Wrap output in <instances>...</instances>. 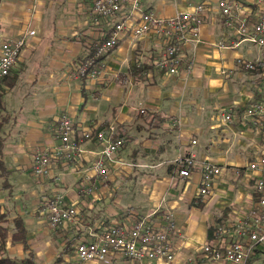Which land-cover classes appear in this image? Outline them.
<instances>
[{"label": "crops", "instance_id": "obj_1", "mask_svg": "<svg viewBox=\"0 0 264 264\" xmlns=\"http://www.w3.org/2000/svg\"><path fill=\"white\" fill-rule=\"evenodd\" d=\"M220 1H144L143 9L161 18L190 11L198 4L206 7L199 41L184 46L177 75L160 65L167 45L164 39L125 32L118 46L100 57L97 73L85 77L78 74L79 67L88 55L89 59L95 56L97 45L109 38L114 26L111 20L94 15V0H0V46L7 38L35 32L26 38L22 55L0 86V133L12 126L7 136L0 135V163L5 167L0 176L6 179L26 165L32 169L38 151L58 148L61 142L53 129L63 115L73 119L79 134L104 131L125 139L108 165L107 180L92 168L104 148L95 137L83 143L74 161L54 159L49 175L41 180L38 207L29 220L18 213L14 216L1 199L5 219L0 226L7 230L8 241L0 257L19 262L32 256L34 264H76L73 257L82 236L92 239L112 224L150 215L161 226L159 218L170 210L178 227L173 236L175 264H234L210 259L203 247L228 244L231 237L219 234L218 229L258 210L257 174L250 173L248 165L258 159L264 135L260 126L245 117V111L254 103H264V55L239 29L252 28L263 8L256 0H230L240 8L227 18L218 6ZM130 15L127 8L120 18L131 17L133 22L140 13ZM239 59L254 63L255 70L241 68ZM23 77L29 81L33 99L26 106L13 102L11 95L5 100V93L14 90ZM7 105L24 117L19 123L13 122ZM227 114L232 120H225ZM27 139L39 143L31 153L23 151ZM189 154L196 155L197 165L189 177H181L177 163ZM204 162L223 170L209 196L200 195ZM4 183L12 187L9 181ZM128 186L130 191L124 193ZM56 195L63 196L66 205L77 206L76 219L57 231L37 229L38 219L49 226L43 198ZM16 218L25 223L29 250L11 242ZM68 245L71 248L63 255ZM250 264H264V250L259 249Z\"/></svg>", "mask_w": 264, "mask_h": 264}, {"label": "built area", "instance_id": "obj_2", "mask_svg": "<svg viewBox=\"0 0 264 264\" xmlns=\"http://www.w3.org/2000/svg\"><path fill=\"white\" fill-rule=\"evenodd\" d=\"M145 0H94L93 13L99 19L114 22L109 38L99 43L96 54L79 67L80 76L95 75L97 65L102 56L107 55L118 46L122 34L130 32L135 37L153 34L167 43L160 60L162 68L171 75H177L179 67L184 60L183 49L187 43L196 44L199 41L200 29L204 22L206 7L198 4L192 10L180 13L171 18H161L152 10H144ZM263 10L259 20L252 28L241 26L239 33L255 43L264 55V0H256ZM222 14L231 18L240 6L230 0L219 3ZM127 8L131 15L139 12L140 16L132 22L131 17L125 19ZM130 15V16H131ZM117 18L119 21L117 22ZM34 31H28L15 39L7 38L0 46V85L11 74L16 62L23 53L26 38L33 36ZM238 65L246 71H253L256 65L243 59ZM193 64L189 63L187 69L191 71ZM245 117L251 119L255 125L262 128L264 135V103H254L245 111ZM226 121L232 120L230 114L225 116ZM61 145L53 152L38 151L33 159L32 171L37 176H47L50 173L54 159H63L72 162L80 155L84 142L94 137L103 145L99 158L93 163V170L104 180L109 174L108 165L113 162L118 152L124 147L125 139L113 138L104 131L95 134L84 132L79 134L74 122L68 115L60 117L53 129ZM197 141H193L196 144ZM202 187L201 196L212 193L216 178L223 174L222 167L212 162L201 163ZM197 165V158L189 154L177 163L179 175L189 177L192 168ZM250 173H256L255 189L259 195L258 210L237 223L228 227H220L218 233L231 237V241L223 246L208 244L203 248L204 254L214 261H227L234 264H248L259 249L264 250V138L257 160L248 165ZM241 171H236L240 175ZM83 193L91 189H82ZM49 224L57 228L77 216L75 208L64 203L61 195L47 199L44 204ZM155 215V213H154ZM158 226L152 216L133 221L132 223L112 224L101 234L95 235L89 241H81L76 247L78 260L83 263L111 264L112 259L120 257L127 264H175L176 252L173 244V235L177 230L175 216L171 211L159 218Z\"/></svg>", "mask_w": 264, "mask_h": 264}, {"label": "rangeland", "instance_id": "obj_3", "mask_svg": "<svg viewBox=\"0 0 264 264\" xmlns=\"http://www.w3.org/2000/svg\"><path fill=\"white\" fill-rule=\"evenodd\" d=\"M30 89H31V86H29V81L27 80L26 77H23L21 79V82L17 85V87L14 90L10 89V91L5 93V100L6 99L9 100L11 98L10 97V95H11V96H13V102H18V104H22V105L26 106L27 102L30 99H33V93L30 91ZM7 94H9V95H7ZM10 108L11 107H9L7 105V112L12 117L13 122L15 121V119H17L18 123H19V121L21 119H23L24 117L21 115V113H18V112L14 111V110H11ZM28 112L29 111L26 112V116L29 118ZM72 121H73V119H72ZM11 127L12 126H10V124H9V126H5L3 128V131L0 133L1 137L4 138V136H7L9 134V130L11 129ZM27 141H28V143H27V145H25L23 147V151L26 152V150H29V152L31 153L32 149H35L38 146L39 143L37 141H33V140H30V139H27ZM39 148H42V147H39ZM17 173H19V174H17ZM17 173L11 174L6 179H4L3 177L0 176V200L1 199L4 200L3 206L8 211L10 210L12 212V214H14V216H17V213H18L23 218L29 220L30 219L29 216H31L35 212L37 207H38V201H37V198H36L37 197L36 193L39 192V194H41V192H40L41 191L40 183H41V180H45L46 177H44V176L41 177V176H37L36 174H34L32 169L29 168V165H26L24 168H22L21 171H18ZM6 180L9 181L12 184L11 188L5 187V185H4L5 183L4 182ZM24 185H26V189L25 190H23V186ZM54 187H56L55 184H54ZM130 189H131L130 186H128L127 188L125 187L124 193L125 192H129ZM33 192H35V193H33ZM47 198L48 197H44L43 199L47 200ZM41 201H40V205H42ZM71 207H73L75 209L77 208L76 205H73ZM19 208L21 209L22 214L19 213V211H18ZM168 211H170V210H165L163 214H165ZM154 213L156 215L157 211H155ZM154 213H153V216H155ZM77 215H78V213H77ZM76 217L73 218L72 220L74 221L76 219ZM39 220H40V223L38 225L36 224V227H37V229L41 228L43 231L47 230L48 232H51L53 229L57 231V229H60L61 227L64 226V225H61L60 227L52 228L50 226V224L48 226L46 220L38 219V221ZM34 221L37 222L36 219H34ZM48 223H49V221H48ZM5 226L8 227L7 224H5ZM9 227H12V225H9ZM177 229H178V227H177ZM176 232H177V230H176ZM80 240L81 241H89L90 239H87V237L82 236V238ZM81 241H79V243ZM206 245H208V244H206ZM54 251H55V249L53 248L52 252H54ZM73 260H74V263H76V264H83L81 262L80 263L78 262L77 256L73 257ZM87 264H93V263H87ZM111 264H127V262L124 259H120V260L119 259L118 260H116V259L113 260L112 259ZM248 264H249V262H248Z\"/></svg>", "mask_w": 264, "mask_h": 264}, {"label": "trees", "instance_id": "obj_4", "mask_svg": "<svg viewBox=\"0 0 264 264\" xmlns=\"http://www.w3.org/2000/svg\"><path fill=\"white\" fill-rule=\"evenodd\" d=\"M9 76L3 81V83L9 78ZM1 109H2V104H1V96H0V111H1ZM0 170H1L2 174L5 172V167H4V165H1V163H0ZM258 199H259V195H258ZM4 219H5V215L1 214V210H0V221L4 220ZM13 223H14V234L11 237L12 244L21 243V244H23L25 250H29L28 241H27V237H26L27 230H26V226H25L23 219L22 218H16ZM7 239H8L7 230L4 229V227L0 226V252L1 253L5 252L6 244L8 241ZM74 242L76 243V240L71 242V246L73 244H75ZM70 248L71 247L68 245L64 249V252L62 254L64 255L66 252L69 251ZM251 260L249 261V264L251 263ZM0 264H34V259L31 256L28 259H24V260H21L18 262V261L11 259L9 257H0Z\"/></svg>", "mask_w": 264, "mask_h": 264}]
</instances>
